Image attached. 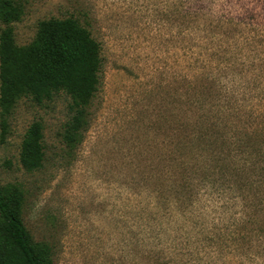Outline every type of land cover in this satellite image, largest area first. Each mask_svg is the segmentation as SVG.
Here are the masks:
<instances>
[{
	"label": "rangeland",
	"instance_id": "1",
	"mask_svg": "<svg viewBox=\"0 0 264 264\" xmlns=\"http://www.w3.org/2000/svg\"><path fill=\"white\" fill-rule=\"evenodd\" d=\"M17 1V46L72 18L100 56L72 152L63 94L21 96L0 134V189H22L30 239L54 264H264V0Z\"/></svg>",
	"mask_w": 264,
	"mask_h": 264
},
{
	"label": "trees",
	"instance_id": "2",
	"mask_svg": "<svg viewBox=\"0 0 264 264\" xmlns=\"http://www.w3.org/2000/svg\"><path fill=\"white\" fill-rule=\"evenodd\" d=\"M17 0H0V134L8 131L7 117L15 102L28 97L42 106L58 94L66 98L67 120L60 139L69 153L85 131L86 111L98 84V44L72 18L37 24L32 40L17 46L13 24L22 16ZM40 121L29 124L20 143L18 162L31 173L43 161ZM23 192L19 185L0 189V264H54L50 246L33 242L21 220Z\"/></svg>",
	"mask_w": 264,
	"mask_h": 264
}]
</instances>
